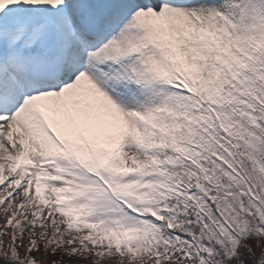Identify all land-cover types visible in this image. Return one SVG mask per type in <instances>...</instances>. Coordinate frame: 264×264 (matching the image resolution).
<instances>
[{
    "label": "snow or ice",
    "instance_id": "1",
    "mask_svg": "<svg viewBox=\"0 0 264 264\" xmlns=\"http://www.w3.org/2000/svg\"><path fill=\"white\" fill-rule=\"evenodd\" d=\"M0 264H264V0H0Z\"/></svg>",
    "mask_w": 264,
    "mask_h": 264
}]
</instances>
